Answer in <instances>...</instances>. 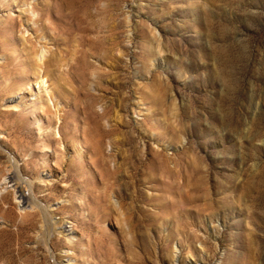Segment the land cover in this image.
<instances>
[{
	"label": "rangeland",
	"instance_id": "374dc122",
	"mask_svg": "<svg viewBox=\"0 0 264 264\" xmlns=\"http://www.w3.org/2000/svg\"><path fill=\"white\" fill-rule=\"evenodd\" d=\"M49 1L0 0V264L106 263L93 126L127 162L100 225L122 264H264V0H75L63 33Z\"/></svg>",
	"mask_w": 264,
	"mask_h": 264
},
{
	"label": "bare ground",
	"instance_id": "6f19581e",
	"mask_svg": "<svg viewBox=\"0 0 264 264\" xmlns=\"http://www.w3.org/2000/svg\"><path fill=\"white\" fill-rule=\"evenodd\" d=\"M76 3L77 2L75 0H50L48 3H46L47 11L44 14H42V16L47 17V21L49 23L48 27L51 26V27H53L54 31H58V33H63L65 30L61 26L60 23H67V24L71 23V19L73 17V14L70 11L73 9V7H75ZM39 21L40 20H38L37 22H39ZM42 26H45V25H42ZM62 53L63 52L60 51V54H62ZM32 54H34V56H33L34 58H38V53L35 52V50ZM56 62H58L57 53L52 52L50 57L43 64H44L45 68H50L53 65H55ZM41 67H42V65L37 64V68H41ZM59 92H60V94H64L61 89L59 90ZM44 112L47 113L48 110H46ZM91 122H92V120H91ZM88 132H89V135H88V137H86V144H88V143L90 144L89 147H90L91 155H92L90 163L96 168V171L98 172V175L100 177L99 182L105 186V189L102 192H100L99 194H97L93 199L95 201L94 204L96 206V212L94 214V218H92V222H90L88 226L91 227L92 229H99V231H98L97 235L91 236L89 238V243L90 244L95 243L96 246L101 245L103 247L102 249H104V251H105V258H104L105 262H106L105 264H122V262H120V257L118 256L115 249L112 246H109L110 245L109 235L105 231L100 229V225L104 221L109 220L111 217V214L109 213L110 210L113 208V203L111 201V193H114L116 191L115 188L118 184L117 175L119 174V172L122 171L124 164H127V162L123 163V164H116L114 169H111L108 159L110 157L116 158V155L118 154L117 151L114 152L113 154L111 153L110 155H105V153L102 150V146H101V142L104 139V136L102 134H100L98 132V130H96V126L91 127L90 131L88 130ZM119 153H120V151H119ZM130 157L127 159H124V162L127 160L130 161ZM158 161H161L158 156L157 157L146 156L145 161H143V159L141 157H139L136 160V162L132 163L131 168H132V171L137 170L136 163H140L143 167V170L139 169L140 170L139 172H141L139 174H141L143 176V174L145 172H147V169H149L150 181L156 182V177H155L153 171L155 172L154 167H155V165L159 164ZM160 164L162 165V162H160ZM166 172L167 171H165V173ZM169 172H171V171H169ZM131 174H132V172H131ZM141 175H140V177H141ZM11 176H10V179H12V181L15 178H17L18 181H21L18 173H12ZM140 177L134 179V174H132L131 176H129V179L131 178L132 180L124 183L127 188L136 189L138 196H139V194L142 193L141 190L138 189L139 185L143 183V179ZM66 179H69V176H67ZM19 183H21V182H16L14 189L16 190V194L18 195V198L20 200H22L23 202H26L27 200L31 199V195L25 191V187H28V185L26 184L25 186H22ZM23 183L25 184L24 181H23ZM38 190H39L38 185H32V186L30 185V191H31L32 195L34 192H37ZM117 196L119 197L118 194H117ZM8 198H9V196L5 195L2 197L1 200H8ZM46 199L48 200V197H46ZM89 205L92 207L91 204H89ZM120 206H121V204H120ZM123 206H125V204H123ZM38 212H39V210H38ZM152 226L155 227L156 225L152 224ZM138 227H140V224L138 225ZM130 228H132V226H130ZM3 231L4 230L0 229L1 234ZM170 238H171L170 235L166 236L165 241L169 242ZM101 246H100V248H101ZM19 249H21V248H19ZM16 262H17V259L12 257L10 259L8 258V261L6 262V264H16Z\"/></svg>",
	"mask_w": 264,
	"mask_h": 264
}]
</instances>
